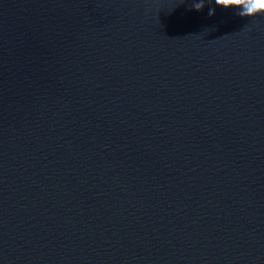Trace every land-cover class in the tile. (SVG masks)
I'll list each match as a JSON object with an SVG mask.
<instances>
[{"label":"water","instance_id":"water-1","mask_svg":"<svg viewBox=\"0 0 264 264\" xmlns=\"http://www.w3.org/2000/svg\"><path fill=\"white\" fill-rule=\"evenodd\" d=\"M236 11L0 0V264H264V15Z\"/></svg>","mask_w":264,"mask_h":264},{"label":"clouds","instance_id":"clouds-1","mask_svg":"<svg viewBox=\"0 0 264 264\" xmlns=\"http://www.w3.org/2000/svg\"><path fill=\"white\" fill-rule=\"evenodd\" d=\"M214 2L225 8L236 9V15L241 18L264 15V0H214ZM202 8L203 4L197 3L190 10L200 11ZM213 14L214 12H209L210 16Z\"/></svg>","mask_w":264,"mask_h":264}]
</instances>
